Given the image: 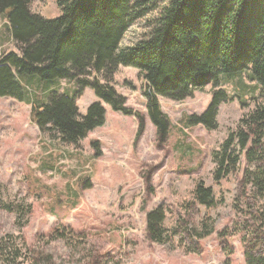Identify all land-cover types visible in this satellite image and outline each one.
<instances>
[{"label":"rangeland","instance_id":"1","mask_svg":"<svg viewBox=\"0 0 264 264\" xmlns=\"http://www.w3.org/2000/svg\"><path fill=\"white\" fill-rule=\"evenodd\" d=\"M160 6L128 26L119 50L149 32ZM30 8L47 18L61 14L55 0H32ZM9 51L17 48L1 15L0 53ZM21 77L28 88L25 101L0 96V240L22 248L25 240L39 256L37 264H83V248L105 254L97 264H245L238 237L219 239L217 233L234 217L231 202L247 161L240 154L235 173L215 181L213 155L240 116L262 101V86L248 70L221 76L217 88L208 84L182 100L159 96L171 122L162 144L146 112V82L135 67L120 65L111 83L125 96V105L144 116L141 135L136 136L135 115L112 110L86 87L76 98L77 111L84 115L91 103L100 101L105 121L76 146L62 142L55 131H40L30 118L33 99L45 102L54 90L74 95L76 83ZM214 89L229 97L218 108L216 127L189 124L187 117L201 116ZM198 181L212 187L214 205L193 203ZM158 206L164 209L163 226L170 236L164 243L147 237V214ZM204 224L213 231L197 239L194 231ZM55 228L65 229L67 238L45 242ZM174 230L179 232L172 234Z\"/></svg>","mask_w":264,"mask_h":264},{"label":"trees","instance_id":"2","mask_svg":"<svg viewBox=\"0 0 264 264\" xmlns=\"http://www.w3.org/2000/svg\"><path fill=\"white\" fill-rule=\"evenodd\" d=\"M31 1L0 0V16L7 20L17 48L0 53V96L25 101L28 88L22 75L76 83L74 95L54 90L45 102L39 97L31 101L30 118L39 130L55 131L67 144L78 145L105 121L100 101L91 103L84 115L77 111L76 98L86 87L112 110L135 115L136 136L141 135L144 116L127 107L125 96L111 83L120 65L137 68L146 82V112L159 144L171 127L159 96L182 100L208 84L217 88L221 76L250 72L262 86V101L240 116L236 128L228 131L213 155L215 181L235 173L240 154L247 161L231 202L234 217L217 236L236 235L245 264H264V0H55L61 14L54 18L32 12ZM157 5L161 12L152 19L149 32L135 45L119 50L128 26ZM228 100L223 89H214L201 116H188V123L214 129L218 108ZM192 193L195 205L215 204L213 189L204 181H198ZM146 218L148 239L168 241L163 207L154 208ZM211 231L204 224L203 230L194 234L202 239ZM58 238H67L65 229L55 228L43 239L49 243ZM22 243L24 248L10 239L0 240V264H37L36 259L39 263L33 246L25 240ZM103 258L104 253L82 249L83 264H97Z\"/></svg>","mask_w":264,"mask_h":264}]
</instances>
